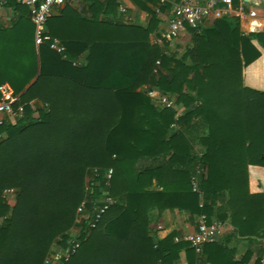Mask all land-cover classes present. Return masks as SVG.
I'll return each instance as SVG.
<instances>
[{
  "label": "trees",
  "instance_id": "1",
  "mask_svg": "<svg viewBox=\"0 0 264 264\" xmlns=\"http://www.w3.org/2000/svg\"><path fill=\"white\" fill-rule=\"evenodd\" d=\"M131 1L146 26L117 17L116 0H91L87 18L69 6L49 16L64 58L36 46L27 7L5 0L19 16L0 26V84L20 116L0 127V264H43L76 226L79 244L63 264H176L181 249L187 264H248L251 251L235 260L216 240L196 252L173 234L155 237L152 212L174 208L207 222L229 216L239 237L264 241V17L187 26L192 44L178 57L150 41L160 0ZM151 88L184 110L158 108ZM35 99L44 107L33 109ZM101 189L110 202L98 204Z\"/></svg>",
  "mask_w": 264,
  "mask_h": 264
},
{
  "label": "crops",
  "instance_id": "2",
  "mask_svg": "<svg viewBox=\"0 0 264 264\" xmlns=\"http://www.w3.org/2000/svg\"><path fill=\"white\" fill-rule=\"evenodd\" d=\"M102 4L105 3V0H98ZM119 5L117 7V17H119L123 22L127 24L146 26L148 23L149 15L142 10L137 4L132 2L131 0H116ZM184 0L170 1L171 5L169 9L165 11H160V6L162 3L160 1L155 4H151L152 9L159 19L158 26L156 30H154L150 34V41L153 43L155 37H163L167 34V29L170 20L176 15L175 7L183 2ZM192 4H204L207 0H186ZM254 1L258 0H238L239 2H244L246 11H248L249 7H254L260 12L257 15V18L264 17V0H259L263 3L255 4ZM258 1V2H259ZM142 2H144L142 0ZM91 0H66L65 3L58 7L54 8L50 16H58L60 11L65 7L69 6L73 9L76 14H78L81 18L90 17L92 12L90 9ZM262 13V14H261ZM19 14L14 10V7L9 8L5 5V0H0V26H7L11 23L12 20L17 18ZM99 20H114L111 16H103V14L97 15ZM213 19H205L198 23V25L206 26L212 23ZM186 25L184 31L181 32L179 37L172 39L167 42L168 50L170 52L175 53L178 57L181 56L187 47L191 46V33L188 31ZM178 44L182 47L179 48ZM159 46H163V44H158ZM87 56V51H84L79 57L78 60L81 62H85V58ZM175 97V96H174ZM151 101L154 105H156L155 100L151 98ZM31 106L33 109L43 108L44 105L41 101L35 99L32 100ZM157 106V105H156ZM160 108L159 106H157ZM175 110L177 112H182L184 110L183 106L180 104H176ZM196 148V147H195ZM197 154L200 155L201 151L195 150ZM9 205H13L14 198L5 196ZM106 199H109L106 196ZM202 214H190L187 211L180 209H165L162 212L158 213L157 211H153L151 215L150 221V231L155 235L158 239L165 238L166 236L173 234L174 242L188 243V238L192 236L197 230L198 223L201 219ZM212 220H216L215 218H211L208 223ZM226 224V229L220 232L216 241L219 242L223 246H227L229 248H233L235 250L234 258L238 260L244 255L246 251H251V257L248 261V264H254L257 259L260 260L261 263L264 264V241L259 238L252 236L250 238L239 237L234 230V227L230 223L229 216L222 220ZM1 222V219H0ZM79 232V228L73 227L69 232L70 239H76ZM177 238L178 240H175ZM69 239V240H70ZM78 240V239H77ZM55 246V245H54ZM53 248V247H52ZM51 248V249H52ZM176 264H187L185 250L181 249L179 253V260ZM207 264V263H205Z\"/></svg>",
  "mask_w": 264,
  "mask_h": 264
},
{
  "label": "built area",
  "instance_id": "3",
  "mask_svg": "<svg viewBox=\"0 0 264 264\" xmlns=\"http://www.w3.org/2000/svg\"><path fill=\"white\" fill-rule=\"evenodd\" d=\"M17 2L24 4L29 11V18L34 25V43L36 46L39 44L47 43L49 48L62 57L65 56V48L60 40L51 36L46 28V20L51 15L54 8L62 6L66 0H16ZM166 0H160V3H164ZM176 15L170 20L167 34L163 37H155L154 44H163L172 39L179 37L182 31H184L186 25L195 26L201 21L225 15H235L239 17H254V12L251 10L246 11L245 3L239 2L236 6L232 5L231 0H207L204 4H192L186 0L181 2L175 7ZM75 64V62H74ZM78 64V63H77ZM156 65H159V60L156 61ZM147 95L155 100V103L160 108L176 107L175 98L172 95L160 92L155 88L147 90ZM17 100V96L14 95L12 89L7 83L0 84V127L8 122L14 121L20 116V108L14 109L13 104ZM174 126V125H173ZM2 133L0 132V138ZM108 172V177H109ZM192 189L197 191L199 197L202 194L199 192L197 186V180L192 177L191 179ZM12 188L4 191V196L13 194ZM77 211L82 212V208L78 207ZM99 218V213H95L93 219L89 222V225L93 227L95 221ZM226 229V224L220 220H212L207 222L206 216L201 215V219L198 223L197 230L187 240L190 247L194 248L196 252H200L202 246L214 241L217 235ZM175 240H178L175 238ZM70 245L62 249L57 244L53 246L51 252L46 256L43 264H63L66 262L71 253L78 246L79 241L77 239L68 240Z\"/></svg>",
  "mask_w": 264,
  "mask_h": 264
},
{
  "label": "rangeland",
  "instance_id": "4",
  "mask_svg": "<svg viewBox=\"0 0 264 264\" xmlns=\"http://www.w3.org/2000/svg\"><path fill=\"white\" fill-rule=\"evenodd\" d=\"M259 1V0H258ZM258 1H254V3L255 4H260V3H263V1L262 2H258ZM249 7V9L248 10H251V11H253L254 12V17H256L257 15H259L260 14V12H258V10L256 9V8H254V7H251V6H248ZM262 14V13H261ZM217 17V16H216ZM216 17H212V18H210V19H214V18H216ZM198 25V24H197ZM178 47L179 48H181L182 46L181 45H179L178 44ZM172 95V94H171ZM175 95H172V97L173 98H175L174 97ZM196 148H195V150H198V151H202L203 150V147L202 146H200V145H196L195 146ZM102 190V189H101ZM106 196H107V193H106V190L104 189V190H102L101 191V195L98 197V204L100 203H105V202H110V199H106ZM8 197H10V198H13V194H8ZM86 216V215H85Z\"/></svg>",
  "mask_w": 264,
  "mask_h": 264
}]
</instances>
